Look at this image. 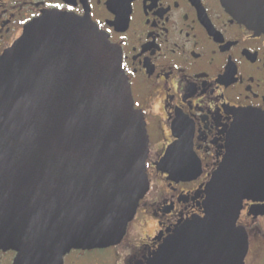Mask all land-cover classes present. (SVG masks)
I'll return each mask as SVG.
<instances>
[{"label":"water","instance_id":"obj_1","mask_svg":"<svg viewBox=\"0 0 264 264\" xmlns=\"http://www.w3.org/2000/svg\"><path fill=\"white\" fill-rule=\"evenodd\" d=\"M219 1L264 35V0ZM178 147L157 171L196 179L195 158L169 159ZM147 154L145 123L107 37L58 12L27 25L0 57V250L16 254L13 264H62L71 250L119 244L149 190ZM204 195L203 217L177 228L147 264H243L247 235L236 223L244 201H264V114H235Z\"/></svg>","mask_w":264,"mask_h":264},{"label":"flooded vegetation","instance_id":"obj_2","mask_svg":"<svg viewBox=\"0 0 264 264\" xmlns=\"http://www.w3.org/2000/svg\"><path fill=\"white\" fill-rule=\"evenodd\" d=\"M47 12L90 20L120 52L148 136L149 190L120 243L71 250L62 264H147L177 228L203 217L204 189L235 114H264V35L237 23L219 0H0V57ZM178 144L169 159L195 158L194 180H170L154 165ZM236 225L247 235L243 264H264V201H244ZM15 257L0 250V264Z\"/></svg>","mask_w":264,"mask_h":264}]
</instances>
